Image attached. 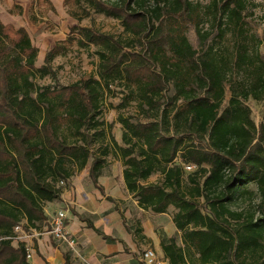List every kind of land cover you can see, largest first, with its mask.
<instances>
[{
  "label": "trees",
  "instance_id": "1",
  "mask_svg": "<svg viewBox=\"0 0 264 264\" xmlns=\"http://www.w3.org/2000/svg\"><path fill=\"white\" fill-rule=\"evenodd\" d=\"M79 1L88 5L85 15L93 9L114 17L129 36L74 25L79 37L69 41L97 46L99 63L95 75L69 85L35 80L56 79L50 64L66 44L57 43L37 66L39 49L26 28L0 18V264H31L26 244H13L15 227L47 220V203L60 200L62 184L89 162L100 187L110 154L120 155L140 207L175 210L183 244L160 236L168 264H264V108L256 123L248 104L264 101V34L247 20L256 4ZM192 27L198 48L188 36ZM115 84L127 89L119 107L136 101L146 119L118 115L122 145L102 117ZM156 173L162 181L147 182ZM124 224L148 240L140 225ZM64 257L75 264L68 252Z\"/></svg>",
  "mask_w": 264,
  "mask_h": 264
},
{
  "label": "crops",
  "instance_id": "2",
  "mask_svg": "<svg viewBox=\"0 0 264 264\" xmlns=\"http://www.w3.org/2000/svg\"><path fill=\"white\" fill-rule=\"evenodd\" d=\"M116 140L122 145L118 138ZM114 160L115 162L108 160L102 175L99 176L100 187L96 186L90 176L89 162L72 177L70 186L64 188L60 201L48 203L45 207L47 219L58 209L67 208V231L76 243L73 246L61 242L49 244L50 234L45 223H39L38 227L33 229L41 235L35 234L37 236L33 239H26V245L31 244L28 246L32 254L31 258H28L31 264H66V252L71 254L75 264H141V252L151 247L143 246L144 243H139L136 236L127 230L123 216L114 202L126 204V209L122 210L127 220L133 216L134 211L143 228L142 234L154 245L152 248L156 249L160 256H164L156 224L159 222L167 236H175L180 231L172 220L173 216L168 212L156 213L140 207L138 200L126 186L125 166L120 155H115ZM16 242L14 245L17 246L19 243Z\"/></svg>",
  "mask_w": 264,
  "mask_h": 264
},
{
  "label": "rangeland",
  "instance_id": "3",
  "mask_svg": "<svg viewBox=\"0 0 264 264\" xmlns=\"http://www.w3.org/2000/svg\"><path fill=\"white\" fill-rule=\"evenodd\" d=\"M202 1L206 2L207 0ZM252 1L256 4V7L249 11L247 20L257 33L263 35L264 0ZM86 8H88V5L84 1L79 0H0L1 20H3L5 24H12L15 28H26L32 43L38 47L39 52L36 61L37 66L45 64L46 53L57 43L60 42L62 44H66L67 46L63 53L58 54L50 64V66L56 71V79L52 78L50 75L38 77L35 80L39 86L59 87L62 85H69L96 74L97 65L99 63V55L97 54L98 47L94 44L89 46H81L77 39L69 41L71 37H79V29L75 28L74 25L77 24L79 26L94 27L101 32L112 34L117 38H128L129 34L125 32L124 26L120 20L111 16H107L104 13L96 12L93 9L89 11V15H85ZM188 36L194 47L198 48L199 40L193 27L189 30ZM126 92L127 89H125L123 85H112L111 91L106 92V96L103 101L102 117L107 122L113 124V135L115 138H118L122 144L123 128L122 124L118 121V115L120 113L125 116L134 115L137 118L146 120L144 117H142V115H137L138 111L136 101H131L124 108L119 107L124 95L127 94ZM248 104L252 109L253 119L256 121V123H259L262 116V110L264 108V101L258 102L251 99L248 101ZM65 132L67 134L68 131ZM96 146H98V143ZM114 158L115 155L112 154L107 156L108 160H112L111 162H115L116 159L114 160ZM161 181L162 176L160 173L152 175L147 180V182ZM69 184L66 185L64 183L62 185H64L66 188L69 187ZM250 187L254 189L255 185L251 184ZM114 204L124 217V212L122 209L125 208L126 204H124V202H114ZM59 206H61V203H59ZM56 208L57 207H55V209ZM150 211L153 212L152 210ZM174 212V209H170L168 214L173 216ZM126 221L128 225L132 227L140 225V222H138L136 219L134 211L133 216L129 220L126 219ZM44 223L46 230H49V219L45 220ZM158 223L156 224V231L161 236L164 233L162 231L161 225ZM31 229L33 228L26 230L28 233L27 238L33 239L34 236L37 235H35V232ZM37 232L39 233V231ZM135 236L139 243H144L143 246H149L151 248L154 246L153 244H150V241L141 239V233H137ZM175 237L178 243L182 245L181 232L177 233ZM14 242L15 241H13V244ZM19 242L20 241L16 242V244ZM24 243L27 244V241ZM48 243L60 244L59 241H57L51 234ZM28 246H31V244ZM139 246H141V244H139ZM141 254H143V252H141ZM141 263H144L142 255ZM194 264H198L197 260H195Z\"/></svg>",
  "mask_w": 264,
  "mask_h": 264
},
{
  "label": "built area",
  "instance_id": "4",
  "mask_svg": "<svg viewBox=\"0 0 264 264\" xmlns=\"http://www.w3.org/2000/svg\"><path fill=\"white\" fill-rule=\"evenodd\" d=\"M185 167L187 170H192L196 166L193 164H187ZM67 216L68 213L66 208H60L57 211H55L49 218L50 228L48 232L59 242L73 246L76 243V241L68 234L67 226H66ZM31 230H33L35 234L40 235V233H38L36 230L34 229ZM14 231L16 234L14 236V241L17 242L26 241L28 233L26 232V230L23 229L22 225H17ZM26 249H27V258H31L32 254L28 245H26ZM142 259L144 264H168L166 258L164 256H160L154 248H148L144 250L142 254Z\"/></svg>",
  "mask_w": 264,
  "mask_h": 264
}]
</instances>
